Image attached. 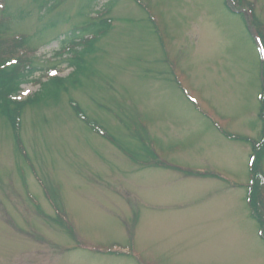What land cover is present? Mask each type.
<instances>
[{"label":"rangeland","instance_id":"374dc122","mask_svg":"<svg viewBox=\"0 0 264 264\" xmlns=\"http://www.w3.org/2000/svg\"><path fill=\"white\" fill-rule=\"evenodd\" d=\"M233 4L264 34V0ZM231 9L0 0V35L27 36L37 69L13 96L0 92V264H264L251 144L226 136L260 138L263 63ZM100 19L104 32L69 41ZM3 44L4 64L24 60ZM59 77L65 88L42 92ZM5 95L22 104L15 123Z\"/></svg>","mask_w":264,"mask_h":264},{"label":"trees","instance_id":"16d2710c","mask_svg":"<svg viewBox=\"0 0 264 264\" xmlns=\"http://www.w3.org/2000/svg\"><path fill=\"white\" fill-rule=\"evenodd\" d=\"M234 2V0H232ZM223 3L226 5V0H223ZM227 6V5H226ZM227 9H229L227 7ZM233 13V12H232ZM242 16L241 13H236ZM243 17V16H242ZM94 18V17H93ZM92 18V19H93ZM255 16L252 14L251 16V22H255ZM105 19H100L97 21H92L89 23H85L84 25L76 26L73 30L69 32V41H74V40H79L78 43L80 42H86L88 38L95 36V34L99 32H104L108 25ZM256 34L260 40V44L263 49V60H262V67H261V78L264 84V34L261 30H257ZM15 38H14V37ZM12 37L8 36H1L0 35V41L3 43L8 42L12 46V51H17V49H23L28 50L30 47L29 44L27 43V36L24 34L20 35H13ZM68 41V40H66ZM65 43V41L63 42ZM77 43V44H78ZM4 45V44H3ZM24 60L20 62V64L17 65H6L4 64V60L2 59V56H0V92H4L5 90V85H9L11 88L10 91H6L5 93H10L8 96H13L18 90L19 86L22 83L32 81L33 80V73L36 71L34 67H30L28 63L27 57L24 56ZM78 56H73L67 59L68 64L72 67V71L74 72L79 68V59L77 58ZM22 58H20L21 61ZM10 66V67H9ZM2 76H4L2 78ZM71 77V76H69ZM66 78H49L48 80L44 82H40L41 86L43 89L42 92H45L46 89H54L58 91L61 88L64 87V81ZM264 87V86H263ZM262 87L261 94L259 97V111H258V118L261 120V133H260V138L259 139H248L246 137H240V136H232V135H226L229 139L231 138H238L239 141H245L249 144H251L252 148V154L250 155L251 161H250V169H249V176H250V183L247 185V190H248V205L251 208V215L253 218L255 217L256 220L259 222L260 225L263 226V212H264V201L262 200L261 197V192L263 194V186L262 184L264 183V173L263 170L261 169V163L263 160V155H264V88ZM14 91L12 92V90ZM3 95V94H2ZM11 98H8L7 95H5V98L2 99L3 101V109H5L8 113L10 121H14L19 119V112L20 109L22 108V104H18L17 101L14 102L13 108H12V103H11ZM20 103V102H19ZM72 106L76 109V112L78 115L82 116L84 118L82 110H80L77 107V104ZM93 127L97 128L98 126L96 124L93 125ZM106 133V132H105ZM107 134V133H106ZM110 140H113V136H110ZM114 143V140H113ZM115 144V143H114ZM148 153V152H147ZM216 175V174H215Z\"/></svg>","mask_w":264,"mask_h":264}]
</instances>
